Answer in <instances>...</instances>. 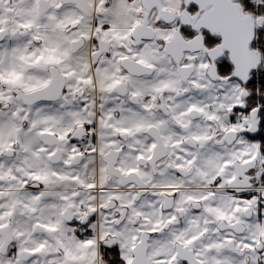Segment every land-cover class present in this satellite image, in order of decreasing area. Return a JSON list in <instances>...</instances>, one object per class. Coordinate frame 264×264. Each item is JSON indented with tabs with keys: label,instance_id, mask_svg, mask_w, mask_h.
<instances>
[{
	"label": "snow or ice",
	"instance_id": "snow-or-ice-1",
	"mask_svg": "<svg viewBox=\"0 0 264 264\" xmlns=\"http://www.w3.org/2000/svg\"><path fill=\"white\" fill-rule=\"evenodd\" d=\"M0 264H264V0H0Z\"/></svg>",
	"mask_w": 264,
	"mask_h": 264
}]
</instances>
